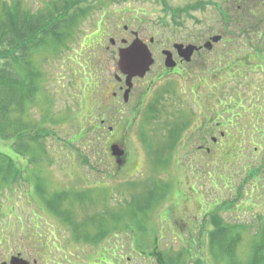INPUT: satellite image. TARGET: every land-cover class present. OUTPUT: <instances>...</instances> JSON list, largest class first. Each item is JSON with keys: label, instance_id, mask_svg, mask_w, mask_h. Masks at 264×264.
Masks as SVG:
<instances>
[{"label": "rangeland", "instance_id": "1", "mask_svg": "<svg viewBox=\"0 0 264 264\" xmlns=\"http://www.w3.org/2000/svg\"><path fill=\"white\" fill-rule=\"evenodd\" d=\"M7 1L13 3L16 0ZM60 1L20 0L35 14H47ZM88 1L80 2L86 14L78 18L77 25L70 28V34L60 43L48 42L35 52V62L43 70L42 90L33 107L35 122L49 127L52 134L41 139L48 154L44 160L46 164L35 166L28 155H20L16 163L23 168L26 178L0 185V264H13L14 258L28 264H164L163 258H173L171 264H216L208 245L212 225L201 226L202 221L209 218L207 211L220 200L237 201L238 205L221 215L225 220L245 221L255 231V218L258 214L264 215V168L256 183L251 182L253 188L251 184L241 185L250 168L262 165L264 161V102H260L262 99L259 98L252 105L254 108L248 106L246 97L249 91L242 88L246 84L236 76V72L211 76L209 82L216 84L215 93L213 96L208 93L204 99L209 90L200 82L203 99L200 101L207 102L209 106L215 104V109L224 104L231 105V100L234 102L238 100L237 96L240 97L236 92L241 93V88L244 91L243 106L233 108L236 115L229 109L225 111L231 116L225 121L227 127H221L230 132L223 142L224 149L207 155L205 150L195 148L199 169L193 171L191 168L183 174L170 163L172 157L165 162L152 163L151 157L147 159L144 150L139 149L134 156L140 163L139 168L130 166L124 174L117 175L108 153L107 136L99 137L94 128L101 117L98 100L101 91L90 60L95 53H104L107 44L111 49L115 48L109 41V35L122 32V26L117 31L118 21L132 23L130 28L139 30L143 35L154 34L160 38L165 21H169V28H174V32L180 29L174 24L178 21L184 29L194 27L205 37L222 34L224 39L210 53H240V0ZM219 6L231 14L230 24L226 17L224 19ZM104 33L107 35L101 45ZM87 59L90 69L88 64L85 66ZM113 67L114 60L104 56L100 76L111 78ZM259 75L262 76V73ZM173 80L165 82L163 87L176 84L178 89L172 90L164 102L168 109L177 111L187 99L183 100L186 93H178L182 80L178 77ZM255 90L261 92V97L264 96L263 88ZM109 95L110 92H105L106 98ZM46 96L49 100L45 99ZM206 107L203 108L207 113H212ZM158 112L157 108L148 109L143 116L144 122H149L150 115ZM159 117L164 118L162 112ZM157 124V120L150 124V130L155 128V133L144 135L145 143L155 155L164 149L169 150V147L173 150L169 151L174 153V142L180 136L178 125L168 127L165 123L160 127L159 123L157 127ZM216 135L220 137L219 132ZM12 145V140L0 138V149L8 154L13 152ZM169 151L163 152L165 158L170 156ZM181 154L184 163L191 157ZM129 170H137V173L131 176ZM131 181H145L151 185L153 182L161 183L157 195L160 196V203L149 211L144 225L142 220L139 224L144 230L121 231L116 236L110 233L107 240L93 239L95 233L98 235L95 231L98 220L102 219L100 214L111 217L114 210L129 200L128 207L141 216L140 205L151 204L149 196L143 202L147 189L145 184L139 182L131 186ZM241 206L243 210H240ZM247 235L238 249L242 261L248 260L250 254ZM156 241V251L161 252V258L147 255L154 249ZM109 248L115 251L107 253L104 250ZM110 253L112 260H108L111 262H104L101 257Z\"/></svg>", "mask_w": 264, "mask_h": 264}, {"label": "flooded vegetation", "instance_id": "2", "mask_svg": "<svg viewBox=\"0 0 264 264\" xmlns=\"http://www.w3.org/2000/svg\"><path fill=\"white\" fill-rule=\"evenodd\" d=\"M238 7L242 11L240 53H210L223 38L214 42L212 46L206 45L213 34L205 37L200 35L198 29L194 27L184 29L183 24L178 21L174 24L180 29L175 32L174 28H169L171 26L169 21H165L161 38L154 34H141L139 30L130 28L132 23L130 25L117 22V31H120L122 26V32L114 36L109 35V41L115 48L111 49V46L107 44L104 53H95L93 57L97 59L98 82L100 81L97 87L101 91L98 94L101 117L94 128L97 129L99 137L107 136L106 143L110 148L108 153L112 157L117 175L124 174L123 172L130 166L135 169L139 168L140 163L137 158H134L137 150L142 151L143 149L145 157L149 158V146L144 143L143 134L150 136L155 133V128L154 130L152 128L151 131L149 126L156 120L158 121L157 127L159 123L160 127L165 123L169 125L168 127L178 125L180 136L174 142V153L169 151L172 150L171 147L169 150L162 151H169L172 157L170 163L180 174L191 168L193 171L199 169L196 166L198 152L195 148L205 150L207 155L215 153L217 149H224L223 142L230 132L221 127H227L225 121L231 115L225 111H232L231 105L226 104L227 107L224 104L223 107L215 109V104V106H209L207 102L200 101L203 100L199 87L201 84L207 85L209 90L205 93L204 99L208 93L212 96L215 93L213 89L216 84L209 82L211 76L228 71L238 73L240 79L242 78V83L246 84L242 88L249 91L246 99L249 102L259 101L261 92L255 89H264V0H240ZM178 32L179 35H177ZM105 35L107 34L104 33L100 39L101 45L104 44L102 40L105 39ZM137 40L145 43L150 50V53L147 54H149L151 62L144 73L136 72L137 68L129 59V53L123 52ZM177 44L194 47L191 53H183V47H179ZM104 56L114 60L112 75L108 79H103L100 76L104 65ZM259 73H262V76ZM246 76L248 77L244 78ZM176 77L182 80L178 93L179 95L186 93L183 100L187 99V103L183 101L181 108L177 111L168 109L164 100L172 90L178 89V87L175 86L176 84L163 87L165 82L174 81L173 79ZM107 86H110L111 89H106ZM242 88L240 89L241 93H236L240 94L244 101ZM105 92H110L108 98H106ZM103 94L104 97L99 98ZM219 98L221 99V97ZM191 104H194L195 107ZM205 105L212 113H207L203 108ZM155 108L159 112L152 113L149 122H144L143 116L146 115V111ZM201 111L203 114H200ZM161 112L164 116L162 119L159 117ZM217 132L220 133V137L216 135ZM140 144L142 146H138ZM112 145L122 153L114 154L111 149ZM181 152L191 155L190 158H187L189 160L186 163H184ZM136 171L129 170V173L131 172L129 175L134 176ZM14 262L28 264L16 259Z\"/></svg>", "mask_w": 264, "mask_h": 264}, {"label": "trees", "instance_id": "3", "mask_svg": "<svg viewBox=\"0 0 264 264\" xmlns=\"http://www.w3.org/2000/svg\"><path fill=\"white\" fill-rule=\"evenodd\" d=\"M81 1L83 0H61L47 14H35L34 10L23 6L20 0L13 3L0 0V138L12 140L14 152L8 154L7 151L0 149V185L26 178L23 168H20L16 163L17 158L20 159L25 154L29 156L30 162L35 166L46 164L44 160L48 154L45 145H42L41 139L51 135L52 132L49 127L39 125L38 121L35 122L33 107L42 90L41 77L43 74V70L35 62V52L48 42L60 43L65 36L71 33L70 28L77 23L79 17L86 14V9L80 4ZM85 1L89 2L88 0ZM219 8L224 19L226 17L225 20L230 24L231 14L220 6ZM178 10L182 11V9ZM234 36L237 35L234 34ZM92 59L95 58L90 60L91 70L97 73L98 80L97 59H95L96 62ZM79 63L82 65L81 62ZM87 64L90 69L88 59L85 61V66ZM236 76H239V74L237 73ZM45 99L49 100L47 96ZM237 99L234 102L231 100L233 114L236 113L233 108L240 109L243 106L242 96H237ZM261 99L260 102H264V96ZM254 103V101L248 102V106L254 108L252 107ZM143 141L145 143V140ZM148 152L152 163L161 160L165 162L171 158V156L165 158L163 151L155 155L154 150L148 148ZM167 163H162V165ZM249 167L251 165L248 161ZM263 168L264 161L262 165L250 168L241 185L251 184L250 187H252V183H256ZM139 182H143L147 187L143 202L149 196L152 200L151 204L143 207L140 205L141 216L137 214L136 210H131L128 207L129 200L125 201V205L114 210L111 217L101 216L103 214H100L99 218L102 219L98 220L99 224L96 226L97 230L95 231L98 232V235L95 233L96 236L94 235L93 239L102 238L107 240L110 233L116 236L121 231L144 230L139 224L142 220V225H144L145 219L149 216V211L160 203V196L157 195L161 183L153 182L151 185L145 181H131L130 185H136ZM233 184L234 182L231 186ZM236 203L237 201L227 199L216 202L213 208L207 211L209 218L204 219L201 223V226L205 228L208 224L212 225L209 229L208 245L209 250L213 253L214 262L216 264H264V215L258 214L255 218L256 231L251 230L249 224L245 221L225 220L221 214L234 205H238ZM240 210H243V206ZM114 212H118V214L115 215ZM246 234H249L247 237H249L250 254L248 260L242 261L239 258L238 249ZM157 245L158 241H156L154 249L149 251L147 255H150V257L157 255L161 258V252L156 251ZM104 250L107 253L111 250V253L115 251L114 248ZM190 251L195 252L192 249ZM111 253L101 257L102 260L111 262L108 260L112 258ZM202 259L201 257L200 260L202 261ZM172 262L173 258L167 260L163 258L164 264H171Z\"/></svg>", "mask_w": 264, "mask_h": 264}, {"label": "water", "instance_id": "4", "mask_svg": "<svg viewBox=\"0 0 264 264\" xmlns=\"http://www.w3.org/2000/svg\"><path fill=\"white\" fill-rule=\"evenodd\" d=\"M219 39H221L220 34L214 35L212 37L213 41H218ZM211 43L212 42L209 41L208 43H206V45L211 46ZM177 46L183 47V50H184L183 53H191L193 50V47H194V46H190V45L189 46H183L182 44H177ZM123 52L129 53L128 57H129V59L132 60L133 64L136 66V68H137L136 72L144 73L146 71V68L148 67V65L150 64L151 61H150L149 54H147V53H150V50L145 43L137 40L131 46L125 48L123 50ZM134 61H135V63H134ZM135 73H132V74H135ZM111 148H112V152L114 154H121L122 153V151L118 150V148L114 145H112ZM13 263H15V262L13 261Z\"/></svg>", "mask_w": 264, "mask_h": 264}, {"label": "bare ground", "instance_id": "5", "mask_svg": "<svg viewBox=\"0 0 264 264\" xmlns=\"http://www.w3.org/2000/svg\"><path fill=\"white\" fill-rule=\"evenodd\" d=\"M251 192V191H250ZM252 194V193H251Z\"/></svg>", "mask_w": 264, "mask_h": 264}]
</instances>
